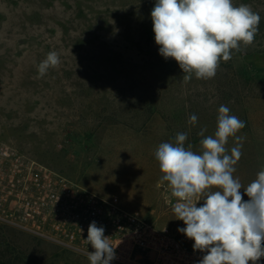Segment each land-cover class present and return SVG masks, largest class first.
<instances>
[{
	"label": "rangeland",
	"instance_id": "1",
	"mask_svg": "<svg viewBox=\"0 0 264 264\" xmlns=\"http://www.w3.org/2000/svg\"><path fill=\"white\" fill-rule=\"evenodd\" d=\"M154 3L0 0V142L98 195L116 196L193 249L178 231L185 225L175 219L170 190L158 184L154 154L181 132L185 146L199 151L197 133L214 134L225 105L245 122L234 178L246 187L264 169V0H233L261 17L254 43L221 61L214 78L187 83L177 62L159 54ZM50 51L60 64L37 78ZM233 146L229 138V152ZM0 264L88 262L0 226Z\"/></svg>",
	"mask_w": 264,
	"mask_h": 264
},
{
	"label": "clouds",
	"instance_id": "2",
	"mask_svg": "<svg viewBox=\"0 0 264 264\" xmlns=\"http://www.w3.org/2000/svg\"><path fill=\"white\" fill-rule=\"evenodd\" d=\"M150 15L159 54L177 62L185 83L193 77L214 78L221 61L254 43L261 20L251 6H237L233 0H155ZM59 64L58 53L50 51L38 65L37 78ZM197 119L192 114L188 123L195 125ZM244 127V121L221 105L214 134L205 135L206 128L197 133L199 151L185 146L184 132L155 151L158 184L170 190L175 219L185 225L178 231L194 241V251L205 253L198 264H257L264 257V169L246 187L233 175L243 146L237 133ZM229 138L235 141L230 152ZM104 231L95 221L88 227L90 264H110L116 258Z\"/></svg>",
	"mask_w": 264,
	"mask_h": 264
},
{
	"label": "built area",
	"instance_id": "3",
	"mask_svg": "<svg viewBox=\"0 0 264 264\" xmlns=\"http://www.w3.org/2000/svg\"><path fill=\"white\" fill-rule=\"evenodd\" d=\"M93 221L115 247L110 264H198L203 254L181 243L116 196H101L0 142V226L49 242L90 264L85 242Z\"/></svg>",
	"mask_w": 264,
	"mask_h": 264
}]
</instances>
